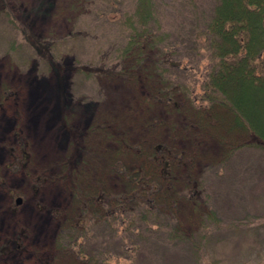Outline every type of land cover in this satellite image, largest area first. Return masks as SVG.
<instances>
[{"label":"trees","instance_id":"16d2710c","mask_svg":"<svg viewBox=\"0 0 264 264\" xmlns=\"http://www.w3.org/2000/svg\"><path fill=\"white\" fill-rule=\"evenodd\" d=\"M212 9L202 31L211 67L197 91L177 79L180 62L166 45L167 34L158 29L153 0H135L119 23L126 35L118 62L96 67L98 75L128 84L130 100L121 113L106 110L82 130L73 128L62 112V68L53 56L47 58L59 73L61 121L68 133V148L50 180L69 197L64 209H50L62 218L52 253L41 250L33 264H98L81 241L88 223L102 226L108 239L129 244L136 255L153 227L169 241L200 247L193 222L200 219L205 226V218L219 221L204 197V169L198 166L219 170L236 151H264V0H214ZM33 46L49 55L44 42ZM15 95L16 90L4 86L0 106ZM13 137L7 165L26 171L31 163L28 142L18 130ZM28 175L36 196L48 178ZM18 195L8 189L11 212ZM27 234L19 226L0 243V256L26 251Z\"/></svg>","mask_w":264,"mask_h":264},{"label":"rangeland","instance_id":"374dc122","mask_svg":"<svg viewBox=\"0 0 264 264\" xmlns=\"http://www.w3.org/2000/svg\"><path fill=\"white\" fill-rule=\"evenodd\" d=\"M134 3L0 0V93L4 86L16 90V95L0 106V243L19 226L28 233L26 251L0 256V264H33L41 250L51 254L62 218H55L50 209H64L69 197L50 180L68 148V133L61 121L59 73L47 58L53 56L62 68V112L73 128L85 129L106 110L113 115L121 113L130 100V86L121 79L98 75L96 67L118 62V48L126 35L119 23ZM153 4L158 29L167 34L166 45L180 62L181 68L175 70L177 79L198 91L211 67L202 31L214 0H153ZM37 40L49 45L46 57L34 48ZM16 130L25 137L31 154L26 171L7 165V147L14 143ZM198 168L204 169V197L219 218L217 223L205 218V226L200 219L193 222L200 247L169 241L153 227L134 255L129 244H119L114 236L108 239L102 226L88 223L86 237L81 239L85 251L96 255L98 264H264V151L244 148L222 169L203 164ZM28 173L48 178L39 185L36 196ZM8 189L20 197L14 212L9 209ZM128 248L131 251L127 252ZM105 255L108 257L102 261Z\"/></svg>","mask_w":264,"mask_h":264}]
</instances>
